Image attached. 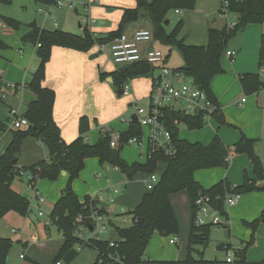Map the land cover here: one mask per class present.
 Returning <instances> with one entry per match:
<instances>
[{
  "label": "trees",
  "instance_id": "16d2710c",
  "mask_svg": "<svg viewBox=\"0 0 264 264\" xmlns=\"http://www.w3.org/2000/svg\"><path fill=\"white\" fill-rule=\"evenodd\" d=\"M46 5L55 4L56 0H35ZM133 8H123L122 17L115 30L107 32L103 36L95 35L87 26H83L81 34L67 32L59 29L40 28L35 22L28 23L29 30L21 37L23 43H31L36 46L38 65L27 83L35 95V99L27 104L23 116L28 120L29 126L25 129H9L10 140L4 151L0 154V217L8 212H15L25 216L30 211V202L27 197L16 192L11 183L18 175L19 169L29 170L37 175L38 179L54 181L65 172L67 181L60 192V196L53 204L49 213L50 223L54 225L63 237V243L55 254L51 264L62 261L64 264L71 262L80 252L78 246H89L96 249V259L91 264H218L217 259H204L203 256H193L194 245L203 247L209 240L211 226L190 225L187 254L183 260H150L144 256L148 241L154 231L163 236L178 235L179 223L174 213L170 196L185 190L188 193L191 209L199 193L208 195L214 207L228 219L224 205V197L230 193H246L260 190L264 192V169L260 159L254 151V139H249L243 134L232 146L224 145L215 135L210 143L204 145L200 142H189L179 137V127L173 124L177 119L179 123L189 130L200 129L204 126L202 115H180L168 110L167 120L172 134L175 152L167 156L163 151L151 152L143 162H126L120 156L123 148L121 142L132 136H140L142 128L137 122L131 121L127 130L120 132V145L118 148H110L109 134L101 132L100 137L94 143L86 141L89 119L82 116L79 119V135L70 143H64L60 137V130L53 118V105L55 93L52 89L43 86L46 63L50 58L53 46L74 49L86 52L95 44L110 40L123 33V25L126 22L136 21L145 12L153 24V37L166 44L177 47L184 65L177 70L183 71L193 78L197 86L216 103L211 92L212 78L223 72L220 64L221 56L226 50V42L229 38L242 32L248 24H260L264 21V0H227L226 11L236 14L237 19L233 27L221 29L209 27L206 33V43L201 45L186 44L179 38L182 27V19H179L170 32L165 30V21L168 14L176 9L181 11L192 10L196 0H135ZM222 6L220 8V11ZM11 29H18L21 23L13 18L0 16ZM8 46L0 40V50ZM259 67L264 68V32L259 41ZM152 66L146 62H138L114 69L112 71H100L99 79H112V85L121 89L130 79L136 77H149ZM1 81V77H0ZM240 85L246 95L254 94L264 88L259 74L245 73L239 77ZM1 84V83H0ZM219 110V109H218ZM222 112L218 111L213 116L217 122L223 123ZM7 124L0 120V130H6ZM26 138L41 140L49 153V159L40 160L29 166L17 165L18 156ZM245 153L253 167L254 178L244 175V180L239 185H232L227 180H221L210 188H203L194 178V172L199 169L212 167L227 168L231 154ZM97 158L100 164L116 167L122 172L128 181L133 180L137 172L147 174L159 172V178L154 188L143 194L140 202L132 209H127L126 214L131 216L128 226H119L108 219L107 226L113 230L114 239H89L76 235V218L81 214L85 219L84 225L89 227V215L93 211L107 215L90 196H85L80 202L74 189L73 181L84 168L86 158ZM164 163L161 170L160 164ZM257 181L263 182V187H257ZM264 222V209L260 215L251 222L243 221V224L252 230L251 239L244 247L236 250L234 264H264V261H248L246 250L254 242V235L260 223ZM228 229V224L224 225ZM113 241L114 244L110 245ZM230 246L229 243H224ZM221 244L218 248L223 249ZM12 246V240L0 236V264H6L8 251Z\"/></svg>",
  "mask_w": 264,
  "mask_h": 264
},
{
  "label": "crops",
  "instance_id": "0c3cea01",
  "mask_svg": "<svg viewBox=\"0 0 264 264\" xmlns=\"http://www.w3.org/2000/svg\"><path fill=\"white\" fill-rule=\"evenodd\" d=\"M222 1L223 0H196V10L203 12L206 17V33L207 29L210 27L212 17L215 23L219 20L218 18L224 20V22L221 20V23L217 28L226 25V20L230 21V19H233L231 24L236 22V14H232L231 16H217L218 12H220ZM114 4H118L120 10H110L108 6ZM88 5L89 9L85 15L89 18V21L85 22L84 25L87 26L90 31L94 32L95 35L103 36L107 32L115 30L118 27V24L120 23L119 21L122 17V9L135 7L136 2L134 3V0H97L95 3V0H92ZM39 10H42L41 12L39 11L40 13H45L47 15L51 13V9ZM172 13L175 15L177 14L175 11ZM180 15L182 16L183 21L185 20L186 22L187 13L182 11ZM94 17L95 19L99 18V21L95 22ZM38 26L40 28L49 29L44 27V24ZM78 26H82L81 22H78ZM53 29H55V27L50 28L49 30ZM126 29L123 28V33L131 35L135 30L146 28H134L132 30ZM203 29L204 23L202 24V32H204ZM28 30L29 28L23 30L19 36L16 38L14 37V40L18 38V40L20 39L21 41L22 35ZM263 32L264 21L260 24H248L246 28L236 36V38L231 39L226 44L225 51H234V55L230 57L224 52L220 59L223 72L215 75L210 83L211 92L215 97L219 111L222 112L223 115V123L217 122L214 117H209L204 122L205 126L204 128L202 127L203 129L191 130L192 132L189 133L191 138L188 139L186 136H180V130L179 137L189 142H200L206 145L211 142L215 135H217L224 145L232 147L243 134L249 139H254V151L261 159L264 167V146L258 142L264 132V111L260 110L264 109V88L254 93V96H250L249 99L248 97L243 96L246 94L239 82V77L241 75L245 73H257L259 74L260 80L264 83V68L259 67L258 65L259 41ZM14 34L15 30L9 28V31L0 34V36L2 35L3 37V40L1 41L10 47L11 44H8L7 37L8 39L13 40L12 35ZM188 35L189 37L191 36V31ZM10 36L12 37L9 38ZM202 39L203 38L200 36L199 42L196 45L205 44L206 37L203 40ZM20 44L21 45H18L17 47L18 54H11V62L14 66L10 67V70L8 69L7 72H3L0 75L1 85L5 84L8 88L7 93H4L2 88H0V94L3 93L4 96L0 98V102L3 103L6 100L7 110L10 116L11 109L20 110V114H24L27 104L36 97V95L27 88V83L30 81L32 73L39 62L36 56V46L31 43L23 42ZM94 46H96V44ZM142 47L141 52L142 54H145L146 49L150 48V44L147 46L143 44ZM1 52L2 51H0V54ZM96 52H98V50ZM4 53L9 56L11 52L4 49ZM106 54L109 56L108 53ZM95 56L96 53H93L90 50L83 52L60 46H53L50 58L46 63L45 78L42 84L44 87L52 89L55 93L52 114L54 121L59 127L61 140L64 143H70L79 135V119L82 116H86L89 119L90 129L86 134V141L94 143L104 130L114 132H123L127 130L132 121V116L135 115V113L131 114L129 119L124 117H120V120L114 119L122 114L125 109H117L114 106V101H112V99L114 98V94L116 95L117 93L118 95H122L124 93L122 92V88L116 89L113 87L112 90L110 86L112 85V79L110 77H107L104 81L99 79V59H94L93 57ZM34 60V66H31L33 65ZM16 68H18L19 71H22L21 73H18L17 76L12 74ZM129 84L131 93H128L127 97L133 96L135 99L137 95H140V99H137L138 101L142 98L148 97L151 89L150 77H136ZM118 91H121V93ZM16 94H20V100H17ZM102 97H104V101L102 100ZM243 97H246L245 101H242ZM23 105L24 110H22ZM107 113H110L111 116H107ZM92 118L99 121L98 124L108 123L110 127H105L107 125L105 124L101 129L94 128ZM0 120L4 121L5 119ZM9 129L12 128L0 130V154L4 151L10 140ZM145 133L146 130L142 129V134ZM37 142L42 144L41 147L36 145ZM258 143L260 145H258ZM21 150L22 154H24V158L21 159L20 155L22 154L20 151L17 163L19 167L29 166L37 161L49 159L48 150L41 140L26 138ZM34 150L39 152V156H34ZM26 151L28 152V156H26ZM144 154L145 150L140 148L138 155L142 156ZM230 157V163L227 168L212 167L196 170L194 172L195 180L203 188L207 189L221 180H227L232 185H239L243 182L245 174L251 179L255 177L250 159L245 153L231 154ZM121 158L123 157L121 156ZM129 159H131V156L130 158L125 156L124 160L128 163L136 161L135 159L139 160L135 157L129 162ZM141 161L143 162V160ZM159 166H161V164ZM139 174H144L145 176L148 175L144 172H137L134 175L133 180L128 181L118 168L107 164L102 165L97 158L90 157L85 159L84 168L79 176L73 181L72 186L80 202L83 201L85 196H92L99 193L111 196L114 199L112 202L107 201L98 205L106 211L108 219H111V221L115 223L119 219L125 218L121 215L124 214L127 209L134 208L140 202L143 194L148 191L146 189L147 177L145 179L144 177L142 178V184L145 189H141L135 184V182H133L135 177ZM66 181L67 176L63 174L54 181L39 179L36 187L39 195L44 198L43 202H38V200L31 194L32 201L30 202V211L27 215L21 216L15 212H8L0 219V236L4 235L2 234V228H7L8 222H13L12 225H16L18 231H20V235L16 236V240L22 245L21 250L19 251V255L21 253L24 254V258L19 257V260H23L22 262L30 264H51L55 254L62 245L63 237L58 230L57 235H55L53 239L50 237L53 225L50 223L49 213L51 210L48 209V207L51 208L57 201ZM258 183L263 182L257 181V185ZM11 187L16 192L22 194L21 190L22 187L25 188V184L21 178L17 177V179H14L11 183ZM115 189H117V192L114 191ZM22 195L25 196L24 194ZM170 202L177 220L178 215H181L183 220H186L187 223L189 222L190 230L191 208L188 193L185 190L174 193L170 196ZM38 209L44 210L43 215H37ZM263 209L264 192L255 190L242 193V196L240 195L234 206L226 208L229 228H224V237L239 238L240 235H242L241 241L245 243L249 242L252 230L242 223L243 221L251 222L256 219ZM30 214H32V216ZM45 215L48 218L42 219ZM238 220L241 221L244 230L240 229ZM226 230H228V237L225 236ZM11 232L17 233L14 228H11ZM107 235L110 239L115 238L112 229L108 228ZM48 236L51 239H48ZM224 243L228 242L226 241L221 244ZM253 244H251L253 246L249 251L246 250V259L252 262L264 261V222L258 225L254 235ZM185 257L170 259L183 260ZM212 259L217 258L213 257ZM22 262L17 264H22Z\"/></svg>",
  "mask_w": 264,
  "mask_h": 264
},
{
  "label": "rangeland",
  "instance_id": "374dc122",
  "mask_svg": "<svg viewBox=\"0 0 264 264\" xmlns=\"http://www.w3.org/2000/svg\"><path fill=\"white\" fill-rule=\"evenodd\" d=\"M61 2L63 3V5L58 7L55 5L53 6V5H46V4H42V3H37V2H35V0H0V16L16 19L21 23V25L18 29H16V30L14 29L15 34L12 35L13 40L8 39V37H7V40L9 42L8 44H11V46L7 47L6 50L11 52L10 55L9 56L5 55L4 49L0 50V51H2L0 54V75L3 72H7V70L10 67L14 66V64L11 62V60H12L11 54H13V53L16 54L18 52V49H17L18 45H21L20 43H22L20 41V39L18 40V38L14 40V37L16 38L17 36H19L22 33L23 30H26L28 28V26H27L28 23L35 21L38 25L44 24V27L49 28V29L55 27V29L57 28V29L64 30L67 32H72V33H76V34L82 33L83 26L85 23V22H83V19L85 18L86 22L89 21V18L85 14L89 9L88 3H91L92 0H61ZM96 2H97V0H95V3ZM134 3H135V0H134ZM108 7L112 11L120 10V6L118 4L110 5ZM194 8L192 10L184 11L187 13L186 22H185V20L183 21L182 16L180 14L175 15L172 12H170L168 14L169 23L165 24L166 32H170L174 28L176 22L179 19H182L183 22H182V27L180 29V33L178 36L179 38H182L186 44H198L200 36L204 39L206 37L205 31L207 28L206 27V17L204 16L203 12H200L199 10H196V8L195 9ZM39 9H43V10L51 9V13L48 15L45 13H40ZM226 14H229L231 16L233 13L226 12ZM218 15H222V12H218L217 16ZM94 19H95V17H94ZM218 19L219 20L217 21V23H215L213 20V17H212L211 22H210V27L212 26V27L217 28V26L220 25L221 20H223L221 18H218ZM97 21H99V18L95 19V22H97ZM232 21H233V19H230V21L226 20V25L222 26L221 28L229 27V25L231 24ZM78 22H81V24H82L81 27L78 26ZM223 22H224V20H223ZM203 23H204V29H203L204 32H202V24ZM96 24H98V23H96ZM126 26H127V29H126ZM123 28H125L126 30H132L134 28H137V29L138 28H146L152 33V36H153L152 21L150 20V18L147 15H145V12H142V16H140L138 20L124 23ZM221 28H218V29H221ZM190 31H191V36L189 37L188 34L190 33ZM239 33H237L236 35L229 38L227 40L226 44L231 39L236 38V36L239 35ZM12 36H10L9 38H11ZM0 40H3L2 35L0 36ZM148 44H150V48L158 49L163 53V55L165 56V65L167 67L175 68V69L183 67L184 60H183L182 55L180 54L179 50L177 49V47L175 45L163 43L159 40H156L154 37L152 38V40L150 42L144 43L145 46H147ZM97 49L98 48L96 45V46L92 47L90 49V51L93 53H96V56L93 58L99 59L98 63H99V70L100 71H102V70L103 71L104 70H114V69H118V68L124 67L126 65H129V63H126V62L115 63L111 56H107L106 53L96 52ZM34 62H35V60L33 61V65H31V66H34ZM21 72L22 71H19V69L16 68V69H14L12 74L17 76V74L21 73ZM134 79L135 78H132V79L128 80L127 82L130 83ZM110 86L113 90L114 86H112V85H110ZM0 88H2V91L4 93H7L8 88L5 86V84H3V85L0 84ZM19 88H20V86H19ZM129 93H131V91ZM0 95L3 96V93ZM241 95H243V94H241ZM127 96H128L127 94H122V95H118L117 93H116V95L114 94L113 99H116V100L112 99V101H114V106L117 109H120V108L125 109L122 114L118 115L114 119L120 120V117H124L126 119H129L130 115L135 113L134 103H136L139 107H142L144 109L148 108V106H149L148 97L142 98L141 100L138 101L137 99L140 97V95H137V97L135 99L133 96H129V97H127ZM243 96H246L250 99V96H254V94L243 95ZM16 98H17V100H20V94H16ZM21 98H22V95H21ZM102 100L104 101V97H102ZM263 105H264V103H263ZM22 110H24V105L22 107ZM260 110L264 111V109H260ZM18 111H20V110H18ZM107 116L110 117L111 116L110 113H107ZM0 119H2V120L5 119L3 122H6L7 128L16 129L11 125L12 116H10L8 114L6 100L3 103L0 102ZM263 120H264V112H263ZM92 122H93L94 128L101 129V127H103V125L105 126V124H107L105 127H107V126L110 127V125L108 123L98 124L99 121H96V119L94 120L93 118H92ZM204 126H203V128H204ZM178 127L180 130V136L181 135L186 136L188 139L191 138L189 135V133L192 132L191 130L187 129L182 124L178 125ZM190 142H194V141H190ZM258 142L264 146V132L262 133L261 139ZM259 143H258V145H260ZM36 145H38V147H41L42 144L37 142ZM140 148L141 147H137L135 145H124L123 148L121 149L120 153L124 159H125V156H127L129 158L131 156V159H129V162H131L135 157H137L139 159V160L135 159L136 161L142 162L141 160L144 161L145 157H144V155H142V156L138 155ZM33 153H35L34 154L35 157L39 156V152L37 150H34ZM21 154H22V150H21ZM26 156H28L27 151H26ZM20 157H21V159L24 158V154L20 155ZM26 162H29V161H26ZM260 162L262 165L261 159H260ZM104 165H106V164H104ZM160 167L162 170L164 167V163L161 164ZM262 167H263V165H262ZM263 169H264V167H263ZM143 177L145 179L147 176H145L144 174H139L135 177V179L133 181L141 189H145V187L142 184V178ZM14 179H17V177H15ZM258 191H260V190H258ZM21 192H22V194H24L28 198L29 202L32 201L31 200L32 199L31 194L33 195V193L31 191L22 187ZM241 196H242V194H241ZM232 206H234V205H232ZM232 206H228L226 208H230ZM190 208H191V204H190ZM48 209L51 210L52 207L51 208L48 207ZM190 211H191L190 215H191V222H192V209ZM30 215L32 216V214H30ZM121 216H123L125 218H121L118 221H116L115 223H117L120 226H128L131 223V216L126 214V213L122 214ZM1 218L2 217H0V219ZM46 218H48V217L45 215V217H43L42 219H46ZM178 220H179V234L178 235L163 236L159 232L154 231V233L150 237L148 244L146 246V249L144 251V256L147 259L150 258V259H154V260H165V259L171 260L170 258L176 259V258H183L186 256L187 240H188V232H189V222L187 223L186 220H183L181 215H178ZM227 221H228V219H227ZM238 222L240 225V229L244 230V227L242 226L243 223L241 224V221H239V220H238ZM12 223L13 222H8L7 228H5V227L2 228V234H4L2 236H7V238L12 240V246L8 251L6 264H17V263L23 261V260H19V251L21 250L22 245L20 244V242H17V240H16V236L20 235V231H18L16 225H12ZM228 226H229V222H228ZM11 228H14L17 231V233L11 232ZM223 230L224 229H218V230L211 229L209 240L204 247L200 244L194 245L195 250L193 252V256L196 258L203 256L204 259H212L213 257H216L219 262H222V261H225L226 251H225V249L218 248V246L221 243L227 241L228 243L232 244V247H240V248L244 247L245 242L241 241L242 235H240L239 238H233V237L225 238L224 234H223ZM55 235H57V228L53 225V227L51 228V236L50 237L53 239L55 237ZM50 237L48 239H51ZM102 238H109V237L107 234H103ZM170 239H175L176 243L171 244L169 242ZM253 245L248 247L247 250L249 251ZM96 254H97L96 249L91 248L89 246H83L82 249L80 250V252L78 253V255L71 262L66 263V264H91L95 260ZM22 264H30V263L22 262Z\"/></svg>",
  "mask_w": 264,
  "mask_h": 264
},
{
  "label": "built area",
  "instance_id": "2783aa9c",
  "mask_svg": "<svg viewBox=\"0 0 264 264\" xmlns=\"http://www.w3.org/2000/svg\"><path fill=\"white\" fill-rule=\"evenodd\" d=\"M62 6L61 0H56L53 6ZM228 2L222 1V15L226 14ZM40 12L42 10H39ZM177 14H181L182 11L176 9ZM86 22V19H83ZM235 24V23H234ZM233 23L229 27H233ZM9 26L2 20H0V34L9 31ZM153 36L149 30L138 29L131 35L127 33H121L120 35L100 43H97V50L99 53H108L113 58L115 63L126 62L129 64L146 62L152 66V72L150 77L151 90L148 95L149 106L147 109L139 107L134 103L135 115L137 117V123L142 129L146 130L145 134L140 136H132L121 142V145H135L145 150V158L149 157L151 152L160 150L167 156L172 155L175 152V147L172 139V134L168 125L167 111L172 110L180 115H202L204 122L207 118L213 117L218 112V106L212 99L206 94V92L200 89L194 82L193 78L186 75L183 71L177 70V68H169L165 65V56L163 53L155 48L146 49L145 54H142V45L146 42H150ZM227 56L234 55V51H225ZM130 91V84L126 82L122 87V92L128 94ZM4 96L0 95V98ZM246 97L242 98L245 101ZM10 114L12 116V126L16 129H25L29 126L28 120L20 114L17 109H11ZM173 124L180 125L177 119L173 120ZM109 134V146L110 148H118L120 145V132H114L110 130H104ZM230 156L227 160H230ZM18 178H21L25 184V188L33 193L34 198L38 202H43L44 198L39 195L36 184L39 180L37 175L29 170L19 169ZM159 172L155 171L147 175L146 189L152 190L158 181ZM117 192V189L114 190ZM241 194L230 193L224 197L225 208L234 205ZM91 200L97 201L98 204L103 202H112L114 199L111 196L102 195L101 193L90 196ZM44 210L38 209L37 215H43ZM46 213V212H45ZM89 227L82 224L85 217L81 214L76 218L78 224L76 228V235L83 238L84 241L89 239H103L102 235L107 234L108 226L107 215L100 214L97 211H93L90 215ZM192 223L195 226L210 225L212 229H224V225L228 224L227 219L222 213L214 207L211 203L208 195L199 193L195 199L192 207ZM171 244L176 243L175 239H170ZM114 242L111 241L110 245ZM82 247L78 246L77 250H81ZM223 249L226 251L225 261L218 264H234L236 250L239 247H232V244L228 246L223 245ZM20 258H24V254L19 255ZM54 264H64L62 261H56Z\"/></svg>",
  "mask_w": 264,
  "mask_h": 264
},
{
  "label": "water",
  "instance_id": "95a60500",
  "mask_svg": "<svg viewBox=\"0 0 264 264\" xmlns=\"http://www.w3.org/2000/svg\"><path fill=\"white\" fill-rule=\"evenodd\" d=\"M168 22L169 21L166 20L165 24H168ZM118 92L121 93V91H118ZM131 119H132L133 122H136L137 121L136 115H133ZM62 174L65 175V172H62ZM257 187L262 188L263 187V183H258ZM225 236L228 237V230L225 231Z\"/></svg>",
  "mask_w": 264,
  "mask_h": 264
}]
</instances>
